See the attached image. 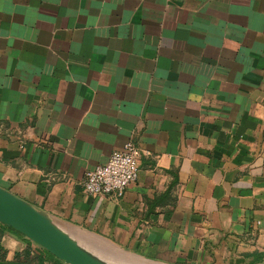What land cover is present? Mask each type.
I'll use <instances>...</instances> for the list:
<instances>
[{"label": "crops", "instance_id": "0c3cea01", "mask_svg": "<svg viewBox=\"0 0 264 264\" xmlns=\"http://www.w3.org/2000/svg\"><path fill=\"white\" fill-rule=\"evenodd\" d=\"M128 141L136 182L88 194ZM0 186L144 260L257 264L264 0H0ZM0 264L68 263L0 222Z\"/></svg>", "mask_w": 264, "mask_h": 264}, {"label": "water", "instance_id": "95a60500", "mask_svg": "<svg viewBox=\"0 0 264 264\" xmlns=\"http://www.w3.org/2000/svg\"><path fill=\"white\" fill-rule=\"evenodd\" d=\"M0 222L27 236L68 264H134L133 260L129 262L124 258L132 257L130 253L110 245L111 242L107 238L92 233L83 235L70 233L48 212L2 186H0ZM87 245H91L96 251ZM110 249L122 256H109ZM135 260L139 264H156L154 261L141 258Z\"/></svg>", "mask_w": 264, "mask_h": 264}, {"label": "built area", "instance_id": "2783aa9c", "mask_svg": "<svg viewBox=\"0 0 264 264\" xmlns=\"http://www.w3.org/2000/svg\"><path fill=\"white\" fill-rule=\"evenodd\" d=\"M140 156L139 147L133 141L126 142L123 149L111 154L106 164L88 171L85 191L93 196L123 195L138 178Z\"/></svg>", "mask_w": 264, "mask_h": 264}, {"label": "trees", "instance_id": "16d2710c", "mask_svg": "<svg viewBox=\"0 0 264 264\" xmlns=\"http://www.w3.org/2000/svg\"><path fill=\"white\" fill-rule=\"evenodd\" d=\"M4 225V227H8V228H11V227H9V226H6L5 224H3ZM12 230H14V231H16V232H18L17 230H15V229H13V228H11ZM19 233V232H18ZM48 253H50V252H48ZM51 254V253H50ZM51 255H53V254H51ZM264 261V253H256L255 254V261H254V263H260V262H263Z\"/></svg>", "mask_w": 264, "mask_h": 264}, {"label": "bare ground", "instance_id": "6f19581e", "mask_svg": "<svg viewBox=\"0 0 264 264\" xmlns=\"http://www.w3.org/2000/svg\"><path fill=\"white\" fill-rule=\"evenodd\" d=\"M108 255L109 256H112V257H116V256H122V254H118V253H114L113 251H112V249H110L109 251H108ZM124 258H126V257H124ZM128 260H129V262H131L132 260V263H134V264H139V262L137 261V260H135V259H133L132 257H129V258H127Z\"/></svg>", "mask_w": 264, "mask_h": 264}, {"label": "rangeland", "instance_id": "374dc122", "mask_svg": "<svg viewBox=\"0 0 264 264\" xmlns=\"http://www.w3.org/2000/svg\"><path fill=\"white\" fill-rule=\"evenodd\" d=\"M82 241L85 243L84 240H82ZM109 244H110V245H113L112 243H109ZM87 246L91 247L93 250L96 251V249H94L91 245H87ZM130 256L134 257L135 259H140L139 257H137V256H135V255H133V254H131ZM126 258H129V256H127ZM156 264H161V263L156 262Z\"/></svg>", "mask_w": 264, "mask_h": 264}]
</instances>
